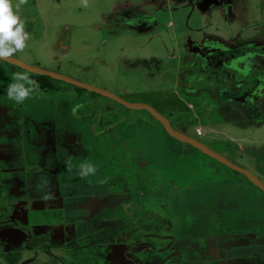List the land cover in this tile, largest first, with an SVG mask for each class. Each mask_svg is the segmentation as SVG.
I'll return each mask as SVG.
<instances>
[{
	"label": "rangeland",
	"instance_id": "rangeland-1",
	"mask_svg": "<svg viewBox=\"0 0 264 264\" xmlns=\"http://www.w3.org/2000/svg\"><path fill=\"white\" fill-rule=\"evenodd\" d=\"M11 3L15 11L19 0ZM258 4L240 0L239 8L260 17ZM184 5L25 0L17 14L29 36L12 57L157 109L178 77L163 59L189 25L199 29L212 18ZM217 13L206 34L228 41L222 33L230 26L236 37L238 22ZM154 14L158 25L148 31L123 18ZM257 30L264 33L250 24L244 35ZM14 73L29 74L0 60V264H256L237 256H264V244L248 234L264 229V191L244 174L172 138L147 110L80 95L64 81L18 104L7 96ZM218 107L220 116L241 119ZM174 126L264 183V127ZM84 163L95 175L80 176ZM234 244L239 253L223 257L221 247Z\"/></svg>",
	"mask_w": 264,
	"mask_h": 264
},
{
	"label": "flooded vegetation",
	"instance_id": "flooded-vegetation-1",
	"mask_svg": "<svg viewBox=\"0 0 264 264\" xmlns=\"http://www.w3.org/2000/svg\"><path fill=\"white\" fill-rule=\"evenodd\" d=\"M173 1L177 2V5L182 3L185 4V7L197 9L200 14L198 17L203 21L205 20L204 15L207 13L208 15L210 13L212 18L208 25H201L199 29L198 27L192 29L189 25L190 33L183 35L181 45L176 48L174 53L163 59L165 63L177 67L178 77L175 79V89L168 90L169 92L163 100L164 103H161L157 110L160 112L162 111L160 109H163V115L171 121L173 128L175 124L177 127H188L189 123L198 126L204 124L230 126L242 123L249 128H254L255 125H258L255 128L264 127V33L257 30L248 36L244 35L245 29H248L250 24L260 26L264 30V21L261 20V15H264V3L261 7L260 0H257L259 1L258 5L262 8L260 17H257L258 15L251 12L250 9L240 10V0ZM215 11L221 12V15L225 13L228 21L238 22L237 26L239 29L241 28L240 33L234 37L231 27L228 26L229 31L222 34L228 37L229 42L209 37L206 34V31L213 25L212 19ZM257 11L260 12V9L258 8ZM123 18L125 20H122L128 26L142 31H148L149 27L157 24L155 14L151 17L136 15L126 17L123 15ZM192 33H200L198 39H195ZM229 34L232 38L228 36ZM161 63L158 60L155 64L160 65ZM180 63L184 64V69L180 70ZM157 66H155L156 69H158ZM76 90L79 93L77 87ZM218 102L221 103L227 115L240 116L241 119H229L226 115L220 116ZM174 113L180 114L177 121L173 120ZM203 134L204 131L201 130L199 135ZM235 210L240 213L244 212L240 207ZM263 230L259 225L254 226L253 230L248 233L255 234L257 245L264 244ZM240 247L235 244L231 247L222 246L221 254L224 255L223 257H228L232 255L229 253L232 249L234 252H238ZM237 259L264 264V256L251 255L249 259L237 256Z\"/></svg>",
	"mask_w": 264,
	"mask_h": 264
},
{
	"label": "clouds",
	"instance_id": "clouds-1",
	"mask_svg": "<svg viewBox=\"0 0 264 264\" xmlns=\"http://www.w3.org/2000/svg\"><path fill=\"white\" fill-rule=\"evenodd\" d=\"M24 2L25 0H19L14 11L11 0H0V59L11 57L25 47L29 34L24 30V24L17 14L20 4ZM13 80L16 82L8 86L7 96L18 104H22L32 92L39 89L38 82L26 74L14 73ZM96 171L94 165L84 163L80 165L79 174L84 178L90 174L95 175Z\"/></svg>",
	"mask_w": 264,
	"mask_h": 264
},
{
	"label": "water",
	"instance_id": "water-1",
	"mask_svg": "<svg viewBox=\"0 0 264 264\" xmlns=\"http://www.w3.org/2000/svg\"><path fill=\"white\" fill-rule=\"evenodd\" d=\"M0 60L8 63L11 66H15L17 68L23 69V70L27 71L28 73L40 75V76H47L53 80L64 81V82H66L72 86L77 87V88L84 89V90H87L88 92L96 93V94H100L102 96L108 97V98H110L116 102H119L120 104L124 105L127 108L134 109V110H147L163 125L166 132L172 138H174L180 142H184L186 144H189V145L199 149L205 155L216 159L218 162L230 167L231 169H233L239 173L244 174L250 180L251 183H253L259 189L264 191V183L257 176L252 174L250 171L233 164L232 162L228 161L225 157L216 153L215 151L211 150L210 148L206 147L205 145L198 142L197 140H195L191 137H188L184 134L179 133L178 131H176L173 128L171 121L166 116H164L161 112H159L156 108H154L153 106H151L149 104L131 103V102H129V101L113 94V93H110L108 91H105V90L93 87L91 85L79 82V81L72 79L70 77H67V76L52 72V71L45 70L41 67L29 65V64L24 63L23 61H20V60L14 58L12 56L8 57V58H3Z\"/></svg>",
	"mask_w": 264,
	"mask_h": 264
},
{
	"label": "trees",
	"instance_id": "trees-1",
	"mask_svg": "<svg viewBox=\"0 0 264 264\" xmlns=\"http://www.w3.org/2000/svg\"><path fill=\"white\" fill-rule=\"evenodd\" d=\"M28 76L30 79L38 82L39 88L41 90H49V91L56 90V86L54 85L55 80L51 79L50 77L40 76V75H35V74H28ZM77 89L79 93L85 91L84 89H80V88H77Z\"/></svg>",
	"mask_w": 264,
	"mask_h": 264
},
{
	"label": "built area",
	"instance_id": "built-area-1",
	"mask_svg": "<svg viewBox=\"0 0 264 264\" xmlns=\"http://www.w3.org/2000/svg\"><path fill=\"white\" fill-rule=\"evenodd\" d=\"M198 134H201V130L200 129H198Z\"/></svg>",
	"mask_w": 264,
	"mask_h": 264
}]
</instances>
